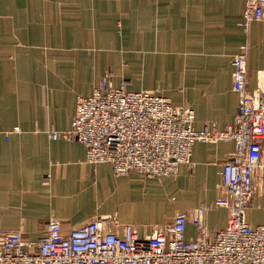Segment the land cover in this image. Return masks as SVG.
<instances>
[{"label":"crops","instance_id":"0c3cea01","mask_svg":"<svg viewBox=\"0 0 264 264\" xmlns=\"http://www.w3.org/2000/svg\"><path fill=\"white\" fill-rule=\"evenodd\" d=\"M243 10L242 0H0V233L36 241L51 218L68 233L93 217L117 216L150 236L175 212L224 198L232 141L197 142L191 166L159 180L116 177L109 164L87 163L82 144L49 134L70 130L77 98L91 97L106 75L116 88L193 110L196 130H227L242 45L249 91L264 92V23L246 33ZM228 218L227 209H213L205 223L216 232ZM246 218L264 226L261 199Z\"/></svg>","mask_w":264,"mask_h":264},{"label":"built area","instance_id":"2783aa9c","mask_svg":"<svg viewBox=\"0 0 264 264\" xmlns=\"http://www.w3.org/2000/svg\"><path fill=\"white\" fill-rule=\"evenodd\" d=\"M242 1L248 33L253 22L264 23V0ZM248 58L249 47L242 45L233 59L237 113L225 131L196 130L193 110L154 93L116 88L106 75L91 97L77 98L70 130L49 134L53 142L82 144L87 163L109 164L116 177L135 172L159 180L191 166L197 142L232 141L235 149L221 172L224 198L175 212L150 236H140L135 225L121 224L117 216L93 217L68 233L51 218L36 241L22 232H3L0 264H264V226L252 227L246 218L255 199L264 205V92L249 91ZM220 208L229 211L227 227L210 232L206 216Z\"/></svg>","mask_w":264,"mask_h":264}]
</instances>
